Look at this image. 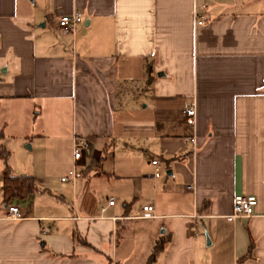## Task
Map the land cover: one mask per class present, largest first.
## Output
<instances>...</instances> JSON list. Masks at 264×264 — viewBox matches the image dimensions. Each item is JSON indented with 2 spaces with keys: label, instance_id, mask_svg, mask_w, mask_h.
<instances>
[{
  "label": "crops",
  "instance_id": "0c3cea01",
  "mask_svg": "<svg viewBox=\"0 0 264 264\" xmlns=\"http://www.w3.org/2000/svg\"><path fill=\"white\" fill-rule=\"evenodd\" d=\"M0 73V145L31 111L24 138L69 148L58 175L0 159L35 188L4 201L0 179V264H143L154 244L149 264H264V0H0ZM73 134L88 154L60 182ZM233 196L249 217L225 219Z\"/></svg>",
  "mask_w": 264,
  "mask_h": 264
},
{
  "label": "built area",
  "instance_id": "2783aa9c",
  "mask_svg": "<svg viewBox=\"0 0 264 264\" xmlns=\"http://www.w3.org/2000/svg\"><path fill=\"white\" fill-rule=\"evenodd\" d=\"M80 22V15L77 12L61 15L58 17L56 21V26L58 30L62 33L71 32L76 25ZM201 20H196L195 24H201ZM182 115L184 116V123L189 126H193L194 124V109L193 103H189L187 108L182 111ZM189 142L193 144V138L189 139ZM70 154H71V162L70 167L67 170L66 174L60 177L58 180L60 182H69L72 183L78 177V161L82 156H86L88 154V142L87 140L80 135L73 134L70 138ZM149 164L152 166L156 165L155 160H150ZM157 169L154 168L152 172L153 177L158 176ZM189 189V187H186ZM112 199L107 198L105 200V205L100 209L102 212L105 208L112 206ZM255 204V200L252 196H233L231 201V212L229 215L225 216V219L228 221H232L236 218H247L252 214V209ZM152 216V207L149 205H143L140 207V218H150ZM4 219L8 221H15L21 219V215L19 210L14 206H7L5 208Z\"/></svg>",
  "mask_w": 264,
  "mask_h": 264
},
{
  "label": "rangeland",
  "instance_id": "374dc122",
  "mask_svg": "<svg viewBox=\"0 0 264 264\" xmlns=\"http://www.w3.org/2000/svg\"><path fill=\"white\" fill-rule=\"evenodd\" d=\"M1 74V73H0ZM1 78V75H0ZM127 101H124L123 104L126 105ZM135 108H138L137 104H134ZM124 106V105H123ZM121 108V107H120ZM119 108V109H120ZM5 110H9L8 104H6V107L3 103H0V121L2 119V113ZM20 111V109H19ZM37 111V110H35ZM119 111V110H118ZM23 124L19 130L15 131V133L11 137L7 138L5 144V149L8 152V158L7 163L9 162L13 166H20L21 164L23 166L34 164L36 165H48V161L51 158L50 164H51V170L49 171V174H60L62 173L63 166H65L66 162V156L68 154V146L67 143L64 140H52L51 136L49 138H43V139H37L33 137L32 135H25L26 138H24V135H21V131L25 127H31L33 125L32 121V114L31 111H29L27 114L23 113ZM40 119V118H38ZM38 120H36L37 122ZM34 121V126L37 124ZM13 127L9 122H7V130L9 131L11 127ZM25 126V127H24ZM47 126H50V124H47ZM63 124L60 125L58 128H62ZM6 130V131H7ZM65 128H63V131ZM0 131L1 134L5 132L4 127L0 124ZM29 147V149H26ZM51 152V153H50ZM52 154L53 156L51 157Z\"/></svg>",
  "mask_w": 264,
  "mask_h": 264
},
{
  "label": "trees",
  "instance_id": "16d2710c",
  "mask_svg": "<svg viewBox=\"0 0 264 264\" xmlns=\"http://www.w3.org/2000/svg\"><path fill=\"white\" fill-rule=\"evenodd\" d=\"M0 138H1V132H0ZM7 155H8L7 151L0 145V159L5 160ZM0 179H1V195L4 201L8 200L9 198H23L24 196H26L35 189L32 182L28 178L12 176L7 167L3 169ZM160 248L161 246L159 244H154L143 264L151 263L154 254L157 251H159ZM249 250L250 248H248L247 254L243 257V259L248 257Z\"/></svg>",
  "mask_w": 264,
  "mask_h": 264
}]
</instances>
